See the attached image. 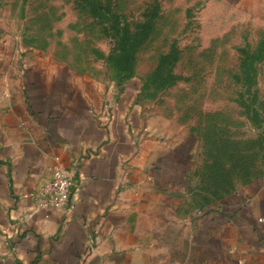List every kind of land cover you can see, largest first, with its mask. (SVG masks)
Here are the masks:
<instances>
[{"label":"crops","instance_id":"0c3cea01","mask_svg":"<svg viewBox=\"0 0 264 264\" xmlns=\"http://www.w3.org/2000/svg\"><path fill=\"white\" fill-rule=\"evenodd\" d=\"M131 84L0 31V264H264V174L194 201L191 138ZM57 161L71 212L30 194Z\"/></svg>","mask_w":264,"mask_h":264},{"label":"rangeland","instance_id":"374dc122","mask_svg":"<svg viewBox=\"0 0 264 264\" xmlns=\"http://www.w3.org/2000/svg\"><path fill=\"white\" fill-rule=\"evenodd\" d=\"M151 13L153 30L134 60L119 59L117 25L133 33ZM0 31L113 84L132 72L146 112L162 113L191 138L197 203L264 174V7L235 0H0ZM173 48L176 60L157 73ZM246 53L256 56L248 77Z\"/></svg>","mask_w":264,"mask_h":264},{"label":"trees","instance_id":"16d2710c","mask_svg":"<svg viewBox=\"0 0 264 264\" xmlns=\"http://www.w3.org/2000/svg\"><path fill=\"white\" fill-rule=\"evenodd\" d=\"M155 16H156L155 13L146 15L145 19L142 20L138 25H136V29L133 33H129L128 31L123 30L124 28H121L117 25V32H119L118 33L119 34V37H118L119 45L122 51V55L119 59L127 58L130 61L134 60V54L136 50L149 37L150 33L153 30ZM114 17H116V15ZM116 21H118L117 18H116ZM119 22H117V24H119ZM176 58H177V52H176V49L173 48L170 53L165 54L161 57L157 65V68H156L157 73L162 71L163 70L162 68L167 66L168 63H170L171 65V63H173L174 60H176ZM254 58H256V56L253 54L252 55L249 53L245 54V59L243 60V63H242L243 72L244 74H246L245 77L247 76V74L250 76L251 72H254V67H253V62H252ZM169 72L171 73V70H168L169 78L173 79L172 74L169 75ZM131 73L127 74L126 78L128 79H126V81L132 77ZM163 82L167 84L166 82H171V81L169 80V81H163Z\"/></svg>","mask_w":264,"mask_h":264},{"label":"built area","instance_id":"2783aa9c","mask_svg":"<svg viewBox=\"0 0 264 264\" xmlns=\"http://www.w3.org/2000/svg\"><path fill=\"white\" fill-rule=\"evenodd\" d=\"M78 186L79 183L73 180L67 168L60 161H57L50 178L30 194L36 198L37 207L61 208L66 212H71L73 209L72 191Z\"/></svg>","mask_w":264,"mask_h":264}]
</instances>
